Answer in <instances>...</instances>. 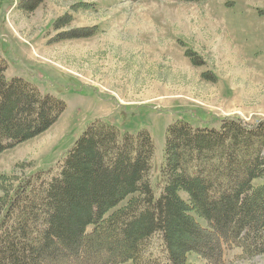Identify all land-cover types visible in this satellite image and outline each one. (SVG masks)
I'll list each match as a JSON object with an SVG mask.
<instances>
[{
    "label": "trees",
    "instance_id": "obj_1",
    "mask_svg": "<svg viewBox=\"0 0 264 264\" xmlns=\"http://www.w3.org/2000/svg\"><path fill=\"white\" fill-rule=\"evenodd\" d=\"M6 68L0 58V153L46 132L66 108L23 78L8 80ZM219 126L167 127L156 196L150 132L93 121L54 173L34 172L8 199L5 190L0 264H191V253L224 264L235 247L264 253V120Z\"/></svg>",
    "mask_w": 264,
    "mask_h": 264
},
{
    "label": "rangeland",
    "instance_id": "obj_2",
    "mask_svg": "<svg viewBox=\"0 0 264 264\" xmlns=\"http://www.w3.org/2000/svg\"><path fill=\"white\" fill-rule=\"evenodd\" d=\"M20 1L0 0L5 76L66 108L46 132L0 153V199L36 171L54 173L98 119L121 133L150 132L156 196L169 125L264 120V0H44L33 11ZM187 258L205 263L194 253ZM225 258L264 264V253L247 256L238 247Z\"/></svg>",
    "mask_w": 264,
    "mask_h": 264
}]
</instances>
